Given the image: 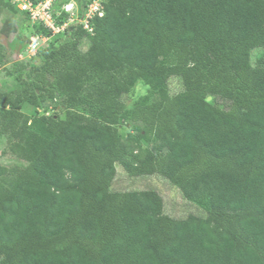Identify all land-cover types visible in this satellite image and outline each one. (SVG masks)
Segmentation results:
<instances>
[{"label":"trees","instance_id":"16d2710c","mask_svg":"<svg viewBox=\"0 0 264 264\" xmlns=\"http://www.w3.org/2000/svg\"><path fill=\"white\" fill-rule=\"evenodd\" d=\"M11 7L52 39L0 89V140L25 161L0 164V264H264V60L252 61L264 0H102L91 29L57 33L13 0L0 19ZM172 77L182 89L168 95ZM139 82L161 97L129 106ZM47 100L54 113L22 111ZM118 164L206 214L173 217L155 189L111 190Z\"/></svg>","mask_w":264,"mask_h":264},{"label":"rangeland","instance_id":"374dc122","mask_svg":"<svg viewBox=\"0 0 264 264\" xmlns=\"http://www.w3.org/2000/svg\"><path fill=\"white\" fill-rule=\"evenodd\" d=\"M31 1L34 2V0ZM40 1L46 0H39L38 2ZM87 2H89V0H50V3L48 4L51 6L53 14H56V16H60L62 11L70 13L67 18V23L62 27L55 25L56 27L53 29L54 33L64 29L70 23L76 24L82 22L85 24V18L92 16L96 7L100 6L102 0H94L89 3V5H86ZM3 15L2 19H0V57L2 59L0 62V89L7 91L11 87L7 86V83L13 78L9 72L14 70V64L18 61L27 62L30 58L34 57L33 54L37 53V51L31 50V44L36 43L37 48L47 46L50 43L52 36H37L33 33V29L27 27L28 23L25 21V16L18 14L14 7L8 8ZM36 22L40 23L38 21ZM12 23L18 25V27H15V31L13 32H7L8 30L11 31ZM261 60H264V46L256 47L252 51L253 63L256 64ZM181 89V78L172 77L169 79L166 89L168 95H174ZM142 95H150L151 99H158L162 94L160 95L158 92H151L148 85L139 82L135 85L128 97L127 102L129 106H133L135 101ZM208 100L213 102L212 97H209ZM56 104L55 101L47 100L42 106L36 108L35 106L25 103L22 107V111L29 116L43 114L45 112L54 113ZM119 127L123 134L129 132V127L126 126V124L122 123ZM0 164L9 169L25 164V161L20 159L9 149L7 136H2L0 140ZM12 177V173L7 172L2 177V181L9 185L12 182ZM143 189H155L159 191L164 198V212L173 217L184 218L190 213H196L199 215L206 214L204 206L187 199L176 184L170 182L164 177L156 174L132 177L126 173L120 164L117 165V174L111 185V190L138 191Z\"/></svg>","mask_w":264,"mask_h":264},{"label":"built area","instance_id":"2783aa9c","mask_svg":"<svg viewBox=\"0 0 264 264\" xmlns=\"http://www.w3.org/2000/svg\"><path fill=\"white\" fill-rule=\"evenodd\" d=\"M13 2L16 4V6L24 12L29 13L31 19L36 22H40L44 24L45 26L51 27L52 29H55V20H54V14L52 11L51 6L48 4L50 3V0L46 1H40V2H33L31 0H13ZM89 12V11H88ZM98 13L99 15H102V11L100 10V6L96 7L95 12H93L92 16H88L85 18V27L90 28L88 20L89 18L93 17L94 14ZM87 15V12H86ZM39 36V35H38ZM39 48H37V44L33 43L31 44V50L32 51H38ZM34 53L33 55H35Z\"/></svg>","mask_w":264,"mask_h":264}]
</instances>
